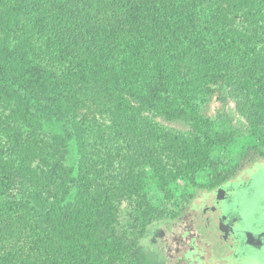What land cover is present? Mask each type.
Masks as SVG:
<instances>
[{
  "label": "trees",
  "instance_id": "1",
  "mask_svg": "<svg viewBox=\"0 0 264 264\" xmlns=\"http://www.w3.org/2000/svg\"><path fill=\"white\" fill-rule=\"evenodd\" d=\"M212 96L264 149V0H0V264L130 261L123 205L221 182Z\"/></svg>",
  "mask_w": 264,
  "mask_h": 264
},
{
  "label": "rangeland",
  "instance_id": "2",
  "mask_svg": "<svg viewBox=\"0 0 264 264\" xmlns=\"http://www.w3.org/2000/svg\"><path fill=\"white\" fill-rule=\"evenodd\" d=\"M202 113L209 117L212 122H218L226 132L241 131L238 132L239 135L235 137L234 143L228 152L222 151V149H216L212 153L211 160L214 166L208 169L205 175L213 176L221 182L231 180V178L235 177L232 188H240L238 193L239 197L242 198L244 192L246 195L247 191L252 190L257 199L254 200L256 204L251 202V204L249 203L250 206L258 205V210L260 208L264 209V158L261 156L264 149L257 143L256 138L243 131L244 120L236 113L232 102L229 101L225 106H222L216 97L212 96L203 106ZM220 114L222 115L221 119L218 117ZM158 122L165 127L181 133L187 132L190 129L189 125L184 122L170 123L162 120H158ZM74 156L75 151L71 150L70 159L72 160ZM241 177L245 180L242 181ZM197 182L205 183L208 181L197 180ZM148 190L150 193L147 201L142 203L140 207H133L129 203L123 205V212L120 215V220L122 221L120 226L124 227L126 221H132L134 215L138 220V231L134 229L136 231L135 237H126L127 241L132 244L135 252L134 257L125 264H180L173 262L166 252L163 240L164 235L172 232L173 223L171 220L185 212L191 201L193 209L197 207L202 209L205 204L201 201L210 197L211 191L203 193L201 191L205 189L192 187L185 181H178L162 191L152 186ZM213 195L215 194L213 193ZM260 198L262 201L258 200ZM240 206L242 208L241 204ZM228 207L227 201L225 198H222L215 205V209L217 210L211 209L206 214L207 219L209 220L215 216H219V211L224 212ZM248 210L251 212V209ZM129 212L131 215H129ZM257 223L258 225H254L253 228H258L259 232L264 231V221ZM129 225H132V223H129ZM141 230H144L142 235L138 234ZM204 234L207 235L202 236V239L209 237L208 233ZM254 241L255 239H250V250L247 251L246 257L248 258V263L246 260H242L235 262V264H253L257 261L264 263L263 260H257L264 257V245ZM230 250L237 253L246 252L235 244L231 246ZM229 256V253H227L224 257L228 258Z\"/></svg>",
  "mask_w": 264,
  "mask_h": 264
},
{
  "label": "flooded vegetation",
  "instance_id": "3",
  "mask_svg": "<svg viewBox=\"0 0 264 264\" xmlns=\"http://www.w3.org/2000/svg\"><path fill=\"white\" fill-rule=\"evenodd\" d=\"M234 178L235 177L228 181L224 180V182H221L215 188L201 191L203 193L206 191L212 192H210L211 196L207 198L208 201H206L207 199L201 201L206 205H204L202 209H199V207L193 209L191 201L185 212L171 220L173 223V230L167 235H164L163 240L165 250L173 262L180 264H235V262H240L242 260L247 261L248 258L246 257L247 251L250 250V239H255L254 242L264 245V231L257 232L254 230L252 233L248 234V236L240 234V232L246 234L247 230L245 229L248 225L255 224L257 221H264V209L260 208L258 210V205H253V207L250 206L251 202L256 204L254 200L257 199L252 190L249 192L247 191L246 195L245 192L243 195L241 194L243 196L242 198L239 197L238 193L240 188H232ZM244 180L245 179L242 178V181ZM213 193L215 195H213ZM222 198H225L229 207L224 212L219 211V216H215L213 219L208 220L206 214H208L211 209L217 210L215 209V205ZM258 200L262 201L261 198ZM248 209L254 210H251V213H248L249 218H246V213L249 211ZM213 228L215 236H218L219 239L214 241L211 246L208 244L203 245L207 237L202 239V236L207 235L204 233L208 232L211 233H208L209 236H212ZM233 244L239 246V248L246 252L241 253L238 250L240 253H237L230 250ZM207 247L210 250L205 251ZM227 253L230 255L228 258L224 257ZM186 256H188V258H186ZM257 260L264 261V257ZM253 264L264 263L257 261Z\"/></svg>",
  "mask_w": 264,
  "mask_h": 264
},
{
  "label": "water",
  "instance_id": "4",
  "mask_svg": "<svg viewBox=\"0 0 264 264\" xmlns=\"http://www.w3.org/2000/svg\"><path fill=\"white\" fill-rule=\"evenodd\" d=\"M251 210L253 211L254 209H251ZM254 212H255V211H254ZM245 213H246V212H245ZM248 213H251V212L248 211V212L246 213V215H247L246 218H249V217H248ZM257 222H258V221H257ZM256 224L258 225V223H256V222H255V224H250V225H248V226L246 227V229L244 228L245 230H247V231H246V234H245L244 232H240V234H244V236H248V234L252 233L254 230H256L257 232H259L258 228H256V229L253 228V226L256 225ZM214 228H215V227H214ZM214 228H213V234H212V236L207 237V239H205V241H204L205 243H204L203 245L208 244V245L211 246L212 243H214V241H217V240L219 239L218 236H215ZM208 233L211 234L210 232H208ZM228 236H229V235H228ZM210 246H209V247H210ZM205 247H206V246H205ZM212 248H213V247H212ZM212 248H211V249H212ZM205 249H206L205 251L210 250V249H208V247L205 248ZM213 250H214V248H213Z\"/></svg>",
  "mask_w": 264,
  "mask_h": 264
}]
</instances>
